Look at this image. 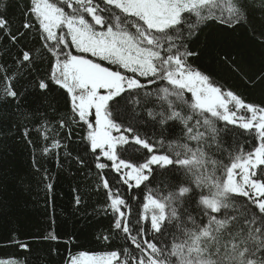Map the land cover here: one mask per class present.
I'll use <instances>...</instances> for the list:
<instances>
[{"label":"snow or ice","instance_id":"snow-or-ice-1","mask_svg":"<svg viewBox=\"0 0 264 264\" xmlns=\"http://www.w3.org/2000/svg\"><path fill=\"white\" fill-rule=\"evenodd\" d=\"M7 7V0H0V9L6 12ZM26 16L25 31L13 33L8 19L0 15V31L14 44L29 30L42 42L39 49L17 53V73L2 69L0 98L18 100L17 76L25 70L31 75L35 59L48 54L50 71L35 77L32 87L44 94L55 85L67 94L69 119L85 127L84 138L95 154L112 227L135 250L80 252L70 255L66 264H264V106L244 102L194 67L191 58L198 53L188 46L209 20L229 28L246 22V0H29ZM258 39L264 43V32ZM140 78L147 85L157 84L155 93L145 92L158 101V110L149 109L148 115L160 124L179 121L184 126L182 140L169 142L163 153V140L158 148L113 115V109L121 110L125 92L147 87ZM218 122L226 130L231 125L254 134L252 149L245 151L237 144L228 150L227 162L210 154V148L219 147ZM60 127H66L63 120ZM130 144L151 155L143 162L126 158L119 150L126 153L124 146ZM60 146L53 141L51 147ZM153 166L182 169L184 181L149 188L138 205L134 229L128 201L103 172L110 168L114 179L132 189L148 187L145 182L154 179ZM234 197L246 198L251 207H237ZM193 204L206 221L188 210ZM227 209L235 214L217 215ZM20 247L27 249L25 244ZM0 264L18 261L0 259Z\"/></svg>","mask_w":264,"mask_h":264},{"label":"trees","instance_id":"trees-1","mask_svg":"<svg viewBox=\"0 0 264 264\" xmlns=\"http://www.w3.org/2000/svg\"><path fill=\"white\" fill-rule=\"evenodd\" d=\"M7 3V11L0 9V15L8 19L13 33L17 29L24 32L22 25L28 19L29 0H7ZM246 3V22L229 28L209 20L201 25L188 46L198 53L191 58L194 67L244 102L264 106V43L258 39L264 32V0H246ZM19 38L21 42L14 44L0 31V74L3 68L9 73L19 71L15 58L21 49L34 51L42 47L34 31L29 30ZM43 57L35 59L31 75L25 70L14 81L21 94L18 100L0 98V259L14 258L18 264H66L70 255L80 252H123L126 247L133 252L130 242L112 227L113 216L106 212L107 195L99 181V170L95 168V154L84 138L85 127L69 119L67 94L55 85L44 94L32 87L35 77L45 76L50 71V57L46 52ZM140 79L147 85L144 78ZM156 88L157 84H151L136 92H125L121 110L113 109V115L117 122L125 126L131 124L135 133L150 143L163 140L162 148L157 144L163 153L169 142L182 140L184 126L179 121L160 124L148 115L149 109L158 110V101L154 94L147 97L145 92L155 93ZM137 92L139 104L136 103ZM186 98L190 99V94H186ZM241 114L247 115L243 110ZM62 120L66 127H60ZM217 127L220 129L219 147L214 145L209 149L216 158L227 162L228 150L237 144L245 151L252 149L254 134L231 125L226 130L223 122H218ZM53 141H59L61 146L53 149ZM124 147L127 152L120 149L121 155L136 162H143L151 155L135 144ZM45 148L51 151L45 154ZM153 167L154 179L145 182L148 187L141 185L132 189L114 179L116 174L110 168L103 172L114 190L119 189L128 201L134 229L138 226V205L142 204L149 188H164L166 184L184 181L182 169L170 171L175 166ZM234 200L239 202L237 207H251L246 198L234 197ZM188 210L197 220L206 221L196 205H190ZM225 212L235 214L233 209H227L217 215L223 217ZM147 226L150 229V225ZM53 236L56 239H52ZM104 236L109 239L104 240ZM21 244L27 245V249L21 248Z\"/></svg>","mask_w":264,"mask_h":264},{"label":"rangeland","instance_id":"rangeland-1","mask_svg":"<svg viewBox=\"0 0 264 264\" xmlns=\"http://www.w3.org/2000/svg\"><path fill=\"white\" fill-rule=\"evenodd\" d=\"M56 2L58 3V4H60V0H56ZM60 6H65V5H60ZM66 7V6H65ZM92 120H93V122H94V115L92 116ZM91 255V254H90Z\"/></svg>","mask_w":264,"mask_h":264}]
</instances>
